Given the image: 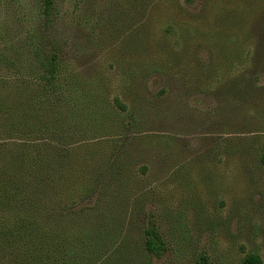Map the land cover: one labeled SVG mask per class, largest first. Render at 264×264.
Listing matches in <instances>:
<instances>
[{"label":"rangeland","instance_id":"rangeland-1","mask_svg":"<svg viewBox=\"0 0 264 264\" xmlns=\"http://www.w3.org/2000/svg\"><path fill=\"white\" fill-rule=\"evenodd\" d=\"M167 1L55 0L45 25L38 0H0V35L34 28L59 47L62 76L94 92L87 136L109 142L80 152L75 177L103 173L105 151L121 167L102 185L118 205L112 223L136 242L152 212L168 246L160 260L135 251L133 264L264 261V0ZM60 100L35 119L65 121ZM60 199L49 191L51 206Z\"/></svg>","mask_w":264,"mask_h":264},{"label":"trees","instance_id":"trees-1","mask_svg":"<svg viewBox=\"0 0 264 264\" xmlns=\"http://www.w3.org/2000/svg\"><path fill=\"white\" fill-rule=\"evenodd\" d=\"M38 1L47 25L55 0ZM33 29H25L23 41L0 35V264H133L139 249L144 257L162 259L168 246L152 212L136 242L112 223L118 205L102 185L121 174L120 165L108 163L104 151L103 173L75 177L80 152L92 158L109 141L87 136L100 113L94 92L75 76H62L59 47L45 44ZM52 97L64 103L66 120L37 121L34 113ZM78 132L86 137L76 139ZM257 162L264 167V149ZM50 190L61 197L54 206L48 203ZM96 192H107L105 200L83 206ZM197 259L207 260L204 254ZM241 264L264 261L249 252Z\"/></svg>","mask_w":264,"mask_h":264}]
</instances>
